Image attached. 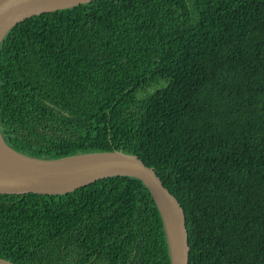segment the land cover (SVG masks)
Instances as JSON below:
<instances>
[{"label":"trees","instance_id":"trees-1","mask_svg":"<svg viewBox=\"0 0 264 264\" xmlns=\"http://www.w3.org/2000/svg\"><path fill=\"white\" fill-rule=\"evenodd\" d=\"M0 131L31 158L120 151L185 211L190 264H264V0H96L0 44ZM0 258L171 264L132 177L0 195Z\"/></svg>","mask_w":264,"mask_h":264},{"label":"water","instance_id":"water-1","mask_svg":"<svg viewBox=\"0 0 264 264\" xmlns=\"http://www.w3.org/2000/svg\"><path fill=\"white\" fill-rule=\"evenodd\" d=\"M96 0H0V44L27 19L74 8ZM111 177L141 180L160 212L171 264H190L185 211L153 168L120 151L76 155L58 160L31 158L11 148L0 131V195H67ZM0 264H15L0 258Z\"/></svg>","mask_w":264,"mask_h":264}]
</instances>
